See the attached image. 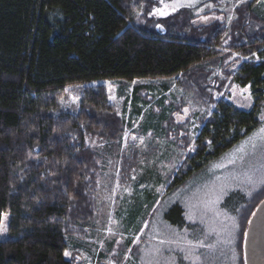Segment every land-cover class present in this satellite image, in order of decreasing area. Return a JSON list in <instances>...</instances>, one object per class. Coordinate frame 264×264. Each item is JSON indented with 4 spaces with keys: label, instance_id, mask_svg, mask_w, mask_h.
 <instances>
[{
    "label": "trees",
    "instance_id": "trees-1",
    "mask_svg": "<svg viewBox=\"0 0 264 264\" xmlns=\"http://www.w3.org/2000/svg\"><path fill=\"white\" fill-rule=\"evenodd\" d=\"M154 1L0 0V224L6 219L0 264H73L64 253L71 240L85 238L93 226L106 161L118 167L122 183L137 167L136 153L120 150L124 120L107 103L105 89L89 83L179 77L190 100L214 107L200 118L202 128L191 150L185 149L190 141L177 136L182 127L166 121L164 137L175 131L172 143L186 150L185 159L168 176L151 219L170 194L261 127L264 18L255 1L235 6L225 32L224 22L196 26L187 8L158 21L149 18ZM155 22L164 31L156 30ZM232 84L249 89V109L231 101ZM81 85L86 87L77 111H59L65 88ZM89 139L105 145L92 146ZM247 196L234 192L232 204L226 205L240 225L232 245L237 264H244L242 240L264 198V185ZM183 213L176 204L163 219L178 230L196 231ZM135 252L136 246L131 248ZM212 252L201 249L198 264H225L224 251Z\"/></svg>",
    "mask_w": 264,
    "mask_h": 264
},
{
    "label": "rangeland",
    "instance_id": "rangeland-1",
    "mask_svg": "<svg viewBox=\"0 0 264 264\" xmlns=\"http://www.w3.org/2000/svg\"><path fill=\"white\" fill-rule=\"evenodd\" d=\"M243 1H255L257 14L264 18L263 0ZM154 2L149 18L156 21L187 8L196 26L203 27L215 21L224 22L226 25L222 30L225 32L227 23L233 18L232 10L241 1L191 0L192 7H177L175 11L169 7L166 16L157 15L154 10L163 8L164 4L172 5L176 0ZM180 2L188 3L189 0ZM154 27L164 31L158 22L154 23ZM214 75L221 77L219 70ZM89 85L102 86L107 94V103L124 120L120 150L125 149L128 155L136 153L137 167L130 174L129 180L122 183L118 167L112 169L110 161H106L98 183L99 207L93 226L85 238L73 239L68 243L66 252L70 256L66 258L72 259L73 264H198L201 260L198 253L206 249L214 251L212 256L224 251L222 262L225 260V264H237L236 259L232 260L233 244L229 245L225 241L230 238L234 241L240 225L237 216L230 210L232 208L226 205L232 204L233 201L229 199L232 193L247 196L264 179V140L248 139L243 142L221 161L213 164L206 173L170 194L151 219L154 203L168 187V176L181 169L185 159L183 152L193 149L192 143L202 128L200 118L209 115L214 107L205 108L190 100L180 86L179 77L130 82L98 80ZM84 87L86 85L65 88L63 96L58 100V110L75 113ZM242 89L244 87L232 84L229 88L230 99L237 107L249 109L252 106L251 94L248 88L247 92H242ZM209 92L216 96L213 90ZM262 117L264 108L261 114V127H264ZM167 120L176 127H182L176 131L179 138L184 137L190 141L186 150H182L180 144L173 145L175 131L170 137H164L163 127ZM258 130L250 138L255 137ZM88 143L95 147L105 145V142L97 139H89ZM249 176L252 183L248 182ZM176 204L182 206L185 221L195 225L196 231L188 228L178 230L164 221L163 216ZM5 220L3 216L0 224L4 229ZM5 240V230L0 231V241ZM201 243L204 247L200 246ZM134 246L135 255L131 254Z\"/></svg>",
    "mask_w": 264,
    "mask_h": 264
},
{
    "label": "water",
    "instance_id": "water-1",
    "mask_svg": "<svg viewBox=\"0 0 264 264\" xmlns=\"http://www.w3.org/2000/svg\"><path fill=\"white\" fill-rule=\"evenodd\" d=\"M245 233L242 244L244 264H264V203L260 202L254 209Z\"/></svg>",
    "mask_w": 264,
    "mask_h": 264
},
{
    "label": "snow or ice",
    "instance_id": "snow-or-ice-1",
    "mask_svg": "<svg viewBox=\"0 0 264 264\" xmlns=\"http://www.w3.org/2000/svg\"><path fill=\"white\" fill-rule=\"evenodd\" d=\"M161 2L163 3V0H161ZM241 2H243V0H241ZM210 6V5H209ZM169 7H171V9H172V11H175L176 10V8L177 7H192V2H191V0H189V2L188 3H181L180 2V0H176V2L175 3H173L172 5H168V4H164V7L163 8H161V9H155L154 10V13L155 14H157V15H160V16H166V15H168L169 13H168V8ZM232 17H229V19H231ZM202 19H208V17H202ZM217 19H219V17H217ZM157 27H159V25H157ZM253 55H255V54H253ZM242 92H247L248 91V89L247 88H244V89H242L241 90ZM114 97H110V99H113ZM262 118H264V117H262ZM254 139H260V140H264V127H261L259 130H258V134L255 136V137H253V138H250V141H252V140H254ZM253 147H255V144L253 143ZM248 182L249 183H252L253 181H252V178L249 176L248 177ZM260 183L262 184V185H264V179H262L261 181H260ZM261 203H264V201H261ZM253 215H255V213L253 214ZM236 226H235V224H233V228H235ZM5 229L3 228V227H0V231H4ZM245 235H247V233H245ZM230 236H231V233H230ZM233 239H227L226 241H225V243H227V244H229V245H231V244H233ZM200 246L201 247H204V245L201 243L200 244ZM233 251V255H232V260L234 261L235 259H236V256H235V250L233 249L232 250ZM64 255L66 256V257H68V256H70V253H68V252H65L64 253Z\"/></svg>",
    "mask_w": 264,
    "mask_h": 264
},
{
    "label": "bare ground",
    "instance_id": "bare-ground-1",
    "mask_svg": "<svg viewBox=\"0 0 264 264\" xmlns=\"http://www.w3.org/2000/svg\"><path fill=\"white\" fill-rule=\"evenodd\" d=\"M263 199H264V198H263ZM263 199H262V200H263ZM262 200H261V201H262ZM261 201H260V202H261ZM256 207H257V206H256ZM256 207H255V208H256ZM242 244H243V241H242Z\"/></svg>",
    "mask_w": 264,
    "mask_h": 264
}]
</instances>
